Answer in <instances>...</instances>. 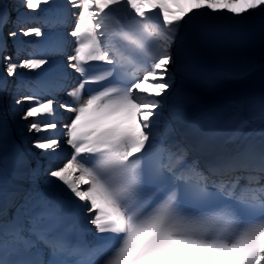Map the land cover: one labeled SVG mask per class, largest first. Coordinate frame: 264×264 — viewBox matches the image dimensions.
<instances>
[{
    "label": "snow or ice",
    "instance_id": "1",
    "mask_svg": "<svg viewBox=\"0 0 264 264\" xmlns=\"http://www.w3.org/2000/svg\"><path fill=\"white\" fill-rule=\"evenodd\" d=\"M148 2L66 0L80 9L74 30L54 34L66 22V5L21 0L25 13H44L47 36L41 27L27 26L26 14L12 21L0 7V30L13 25L7 38L45 36L39 58L14 60L0 35L5 76L43 69L32 93L14 101L27 122L22 127L38 134L32 146L50 158L58 156L62 138L74 150L62 166L33 170V184L43 175L45 188L26 193L10 219L5 209L15 197L0 206V264H264V139L259 150L237 146L201 166L199 160L189 162L183 147L166 146L174 129L160 127L168 97L177 104L186 99L176 87V72L169 70L177 66L173 45L181 27H196L202 17L214 19L213 13L242 19L258 10L264 36V0H243L239 10L234 5L240 0H196L195 15L183 25L192 9L176 14L168 0H158L153 7L161 20L153 23L143 7ZM114 13H125L127 25L116 20L114 28L109 23ZM68 36L75 37V47L65 66L55 57L66 54ZM93 61L110 67L95 72ZM69 69L81 77L70 89ZM103 81L111 83L91 87ZM144 83L155 91L142 88ZM60 93L72 102H61ZM58 109L75 113L62 127ZM125 120L131 126L124 127ZM87 124L95 126L82 131ZM65 203L87 231L94 226L96 244L85 242L68 223ZM244 217L255 219L245 223ZM104 233L112 235H99Z\"/></svg>",
    "mask_w": 264,
    "mask_h": 264
},
{
    "label": "bare ground",
    "instance_id": "2",
    "mask_svg": "<svg viewBox=\"0 0 264 264\" xmlns=\"http://www.w3.org/2000/svg\"><path fill=\"white\" fill-rule=\"evenodd\" d=\"M60 2L66 5V0H60ZM157 2L158 0H150L143 7L149 15L153 16V20L160 22L161 18L157 15L160 10L153 7V4ZM202 2H206V0H202ZM0 7L10 16L12 21H15L18 15L26 14L27 26H39L47 36L48 27L43 23L44 13L42 11L31 12L29 10L25 13L21 0H0ZM168 7L176 14H179L181 9L193 10L181 21L182 25L197 11L196 0H179L178 3L168 0ZM234 7L238 10L244 7L243 0H240V3ZM198 11L207 12L208 10L205 8ZM67 12L69 9L66 6L65 14ZM213 17L215 18L202 17L196 22V27H181L177 33L175 46H173V51L177 57V66L176 69L170 67L169 70L176 72V87L182 91L186 99L183 103L177 104L172 97H168L162 109L161 130L168 126L173 127L168 119V113L172 111L185 125L192 128L196 126L202 135L209 132L213 135L230 136L236 140L245 138L254 140L256 137L264 139V136L261 135L264 132V114L253 118L243 116L244 106L251 97L264 92V65L259 68H250L245 76L233 71L220 70L212 86L207 89L203 87L205 78L210 76L209 72L216 65L212 56L210 43L212 39L227 38L232 42L240 41L242 53L250 60L253 54L252 41H255V28H260L258 10L251 14L246 13L242 19L219 16L216 13H213ZM12 28V23H9L0 30V35L7 38V33ZM53 32H55L54 29ZM45 36H21L16 40L7 38L8 50L5 54L11 55L14 60H23L32 55L39 58V54L44 48ZM244 37H246L248 45L242 41ZM44 67L46 68L47 65ZM41 71L43 69H18L17 82L21 83L23 80L24 83L22 84H26L30 80L33 81V85L27 89L23 88L19 95H15L16 89L15 91L12 89L7 91L6 89L7 80L10 81L12 76H5L3 60L0 58V81H4V87L0 89V206L6 204L9 198L17 193L18 173L23 153L30 149L31 142L36 140L38 135L29 133L22 127L27 122L22 121L20 106L15 105L14 101L17 97L32 93L37 87L36 80ZM18 88H22V85H19ZM146 89L150 92L155 91L154 86L150 83ZM168 91L171 92L172 90L169 89ZM59 99L63 103L66 102V95H59ZM158 99L163 100L164 97H158ZM24 107H27V104ZM58 112L65 113V110L60 109ZM88 119L90 116L86 114L85 120ZM123 123H129L131 126V121L125 120ZM94 126L87 124L82 131H88ZM173 129L174 137L178 139L179 133L175 131V128ZM170 139H172L171 135L167 140ZM177 139L175 141H178ZM184 141L188 143L189 139L185 138ZM54 163L58 162L55 160ZM47 164L46 162L45 167ZM59 166L62 165L55 167ZM36 168L37 166L31 167L29 178L24 188L18 191L19 194L22 195L23 191L29 192L36 186L41 189L45 188L44 176L37 181L36 185L33 184L32 172ZM59 196L70 202V197L65 192L60 191ZM6 211H16L15 202L8 204Z\"/></svg>",
    "mask_w": 264,
    "mask_h": 264
},
{
    "label": "rangeland",
    "instance_id": "3",
    "mask_svg": "<svg viewBox=\"0 0 264 264\" xmlns=\"http://www.w3.org/2000/svg\"><path fill=\"white\" fill-rule=\"evenodd\" d=\"M181 23V22H180ZM258 28V30H257ZM255 28V31H260L259 27ZM257 35L255 33V39ZM245 45L247 44L246 37L245 39L243 38L242 40ZM211 47H212V52H213V59L217 64V70L219 68H223L228 71H240V72H245L249 66H258V62L254 60V63L252 65H249L244 59L241 57V52L237 49L232 47L230 43H225L220 39H212L210 41ZM257 42L252 41V51L257 52ZM198 45V44H197ZM239 49L241 50V46L239 45ZM257 64V65H256ZM257 68V67H254ZM208 79V77H207ZM211 84H205V87L210 86ZM44 166V165H43ZM45 167V166H44ZM43 167V168H44Z\"/></svg>",
    "mask_w": 264,
    "mask_h": 264
},
{
    "label": "water",
    "instance_id": "4",
    "mask_svg": "<svg viewBox=\"0 0 264 264\" xmlns=\"http://www.w3.org/2000/svg\"><path fill=\"white\" fill-rule=\"evenodd\" d=\"M256 101H264V95L254 97L253 101L248 106L254 104ZM246 110H248V109H246Z\"/></svg>",
    "mask_w": 264,
    "mask_h": 264
}]
</instances>
